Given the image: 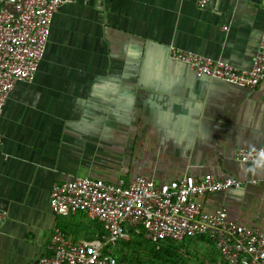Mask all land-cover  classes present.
Returning a JSON list of instances; mask_svg holds the SVG:
<instances>
[{"label": "crops", "instance_id": "0c3cea01", "mask_svg": "<svg viewBox=\"0 0 264 264\" xmlns=\"http://www.w3.org/2000/svg\"><path fill=\"white\" fill-rule=\"evenodd\" d=\"M263 30L264 0L60 6L34 79L16 83L0 116V264H36L56 228L92 236L85 215L49 207L52 186L75 178L231 177L241 188L205 195V210L264 232V163L234 158L264 145V79L237 87L168 54L175 46L246 71Z\"/></svg>", "mask_w": 264, "mask_h": 264}, {"label": "built area", "instance_id": "2783aa9c", "mask_svg": "<svg viewBox=\"0 0 264 264\" xmlns=\"http://www.w3.org/2000/svg\"><path fill=\"white\" fill-rule=\"evenodd\" d=\"M77 0H2L0 3V116L17 82H31L43 58L53 16L58 8ZM209 0H197L204 8ZM169 57L195 75L231 85L254 89L264 79V30L249 70L234 68L175 46ZM241 163H264V145L239 149L234 153ZM237 179L199 178L186 175L157 184L151 177L108 183L99 179L75 178L54 184L49 207L56 216L76 213L102 225L103 235L92 241H74L59 228L54 229L49 255L36 264H127L118 261L112 249L129 231L143 232L158 245L180 242L187 237L204 236L218 254L214 262L203 264H264V232L248 229L228 219L225 209L205 210L201 199L211 193L241 188ZM4 215L0 213V225Z\"/></svg>", "mask_w": 264, "mask_h": 264}, {"label": "trees", "instance_id": "16d2710c", "mask_svg": "<svg viewBox=\"0 0 264 264\" xmlns=\"http://www.w3.org/2000/svg\"><path fill=\"white\" fill-rule=\"evenodd\" d=\"M93 224L96 231L92 236L80 237L74 241L89 242L94 240L95 235L102 236V225L97 222H93ZM195 239H198L200 244L205 243L213 247L211 240L204 236L187 237L180 242L164 241L156 245L146 239L143 232L136 234L129 231L112 249V253L118 261L127 264H189L188 256L191 255V252L188 247L194 243ZM217 259H210V262Z\"/></svg>", "mask_w": 264, "mask_h": 264}, {"label": "rangeland", "instance_id": "374dc122", "mask_svg": "<svg viewBox=\"0 0 264 264\" xmlns=\"http://www.w3.org/2000/svg\"><path fill=\"white\" fill-rule=\"evenodd\" d=\"M90 229L88 230L90 234H94L96 229L94 228L93 222L89 221ZM194 243L188 247L191 255L188 256L189 264H203L210 259H217V254L213 247L205 245L204 248L200 247V242L198 239L193 240ZM216 256V257H215Z\"/></svg>", "mask_w": 264, "mask_h": 264}]
</instances>
